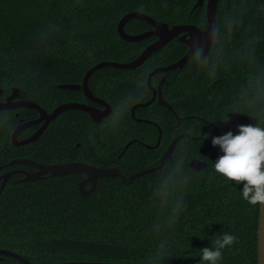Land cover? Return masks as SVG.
<instances>
[{
  "label": "trees",
  "instance_id": "obj_1",
  "mask_svg": "<svg viewBox=\"0 0 264 264\" xmlns=\"http://www.w3.org/2000/svg\"><path fill=\"white\" fill-rule=\"evenodd\" d=\"M197 1L0 0V88L7 95L17 87L23 98L36 101L48 111L66 101L89 102L83 89L59 85L81 83L86 71L101 61H131L156 39L152 35L140 41L125 40L118 31L125 14L142 11L170 25L191 23L205 28L206 3L195 7ZM230 12L243 15L244 22L226 38L215 77L191 58L182 69L169 72L170 82L164 84L163 95L183 118L180 123L173 111L156 99L136 107L133 115L135 103L118 123H107L116 101L134 86L136 77H142L145 83L137 103L152 98L149 73L186 53V42L178 38L135 68L103 67L92 74L90 89L112 106L111 113L100 120L82 109L65 110L38 139L16 146L11 138L19 121H13L15 110L0 108V164L15 157L44 163L81 160L116 166L122 174L130 175L159 164L171 141L188 133L190 136L178 141L166 162L171 165L182 158L190 177L179 219L171 226L156 227L164 215L152 195L161 168L131 181L121 176L101 177L89 194H82L79 188L84 172L26 181L17 180L20 174L15 173L0 192V247L18 252L36 264H198L199 248L210 246V239L214 240L221 231H230L238 239L223 250L221 264L259 263L260 206L249 205L239 189L215 172L213 161L222 152L219 146H213L212 138H197L210 135L214 126V136L226 133L231 118H239L241 124L257 122L253 117L256 113L247 110L229 112L227 121L217 120L227 118L235 93L250 70L243 58L250 36L259 37L258 55L264 62V0H218V25ZM151 28V24L137 18L125 25L131 34ZM213 58L209 51L207 59ZM161 75L156 73L152 82ZM16 111L26 119L39 113L25 106ZM195 157L207 161V166L195 170L189 164ZM162 241L165 249L158 252ZM0 264L24 263L0 254Z\"/></svg>",
  "mask_w": 264,
  "mask_h": 264
},
{
  "label": "clouds",
  "instance_id": "obj_2",
  "mask_svg": "<svg viewBox=\"0 0 264 264\" xmlns=\"http://www.w3.org/2000/svg\"><path fill=\"white\" fill-rule=\"evenodd\" d=\"M243 22V15L230 12L223 16L221 24L215 30L209 23L207 49L203 44L190 45L189 58L207 68L209 76L215 77L226 38H230ZM258 42L259 37L254 35L247 39L243 58L249 64L250 70L235 93L234 103L226 112L227 118L217 119L227 121L229 112L247 110L256 113L253 117L257 122L240 124L235 134L227 131L222 135L213 136L211 142L213 146H219L222 152V155L213 161L215 172L239 189L241 198L249 205L264 206V62L259 59ZM209 51L214 54L211 61L207 59ZM144 91L143 78L136 77L134 86L116 101L107 123H118L129 107L141 99ZM189 179L182 158L176 159L171 165L162 164L152 194L164 212L161 221L156 224L158 229L171 226L179 219L184 207V189ZM241 182L242 187L238 188ZM207 226L210 227L211 224ZM237 239L232 232L221 231L214 240L210 239V246L199 248L198 264H221L223 250L230 248ZM164 249L165 243L162 241L158 245V252Z\"/></svg>",
  "mask_w": 264,
  "mask_h": 264
},
{
  "label": "water",
  "instance_id": "obj_3",
  "mask_svg": "<svg viewBox=\"0 0 264 264\" xmlns=\"http://www.w3.org/2000/svg\"><path fill=\"white\" fill-rule=\"evenodd\" d=\"M204 2L205 0H198L195 4V7L202 6ZM217 5H218V0H207L206 2L207 21H208V24L211 23L213 30H215L218 26ZM134 18L141 19V20L148 22L149 24L152 25V28L146 31H143L141 33H137V34L128 33L125 29V25L129 20L134 19ZM118 31L120 35L125 40H128V41H140L152 35H156L158 36V38L154 40L153 42H151L148 46H146L142 50V52L135 59L131 61H127V62L112 61V60L101 61L93 65L86 71L81 83H64V84L59 85L60 88L83 89L88 99H90L93 102L102 104L104 108H98L86 102L66 101L56 106L52 111H48L36 101L32 99L22 98L20 89L16 87L13 89L11 95L8 96L5 101H0V108L10 109V108H15V107L25 106V107L36 108L40 113V116L37 119L28 121L27 123L22 125V127L17 128L13 132L12 138L16 144H26V143H29V142H32L38 139L40 135L45 131L49 123L53 121L59 114H61L65 110L82 109L85 112H88L91 115V117L95 120H100L108 116L112 111L111 104L107 102L105 99L96 96L92 92L89 86V81H90L92 74L100 68H103V67H114L115 69L135 68L141 65L153 52L162 48L165 44H167L171 39H173L177 35H181V40L189 44V46L203 44L205 46V49H207L208 25L205 29L200 28L199 26L195 24H191V23H178V24L170 25L169 23L158 20L154 18L153 16L145 12H142V11H132V12L125 14L118 23ZM187 32H189V35H190L189 39L185 37ZM188 52L176 62L165 65V66H159V67H156L154 70H152L148 77L149 85L151 86L152 77L156 73L158 72L168 73L171 69L183 67L184 64L188 61V59H190ZM3 92L4 90L0 88V95L3 94ZM154 93L155 95H153V97L149 99L148 101L135 104L132 109V114L135 115L136 107L151 103L155 99L156 90ZM158 102L160 104L166 105L171 111H173V113L176 115L178 123L182 121L183 118L176 114L174 108L167 102V100H165L161 91L159 94ZM138 120L142 121V119L140 118ZM41 121H43L42 125L33 134H31L29 137L25 138L24 140L20 141L18 139V133L21 128L23 129L26 126L34 125ZM240 124H241V120L239 118H231L228 121V126L226 127V131L235 132L238 129V126ZM215 134H216V128L214 126L213 131L210 135L201 136L197 138H201L203 141H207L210 138H212ZM185 135H189V134L188 133L179 134L177 137H175L172 140L166 152L162 155L159 164L153 167H147V168L141 169L139 171L131 173L130 175L122 174L117 167L98 166V165L87 163L81 160L67 161V162H62V163H44V162H40V161L31 159V158H15L10 161V164H15V163L30 164L38 168L37 171H33V172L26 171V175L22 179L23 181L39 179L41 178L43 174H50L54 176V175L72 173V172H84L87 174V177L81 180L79 188L82 194H89L96 188L98 179L100 177L121 176L124 181H127V180L131 181L135 178L140 177L141 175L147 172L154 171L156 169L161 168L162 164H165L169 160V158L172 156L174 148L176 144L178 143V141ZM161 137H162V130L160 129L159 141L161 140ZM189 164L195 170H201L207 166V161H204L202 159L195 157L189 162ZM10 174L11 173H7L3 176L4 178H3L2 186L0 188V192L5 186V183L8 177L10 176ZM88 182H91V186L89 188L86 187V184ZM0 254L13 256L19 259L24 264H36V263H33L28 258H26L25 256L19 254L18 252L10 250V249L0 247ZM258 259H259L258 264H264V206H260V213H259ZM57 264H125V263L107 262V261H64V262H60ZM131 264H154V263L138 262V263H131Z\"/></svg>",
  "mask_w": 264,
  "mask_h": 264
},
{
  "label": "flooded vegetation",
  "instance_id": "obj_4",
  "mask_svg": "<svg viewBox=\"0 0 264 264\" xmlns=\"http://www.w3.org/2000/svg\"><path fill=\"white\" fill-rule=\"evenodd\" d=\"M207 2V0H205V2L204 3H206ZM208 25V24H207ZM207 27V26H206ZM205 27V28H206ZM201 28V27H200ZM205 28H203V29H205ZM156 36V35H155ZM185 37L187 38V39H189L190 38V35H189V32H187L186 33V35H185ZM158 38V36H156V39ZM176 38H178L179 40H181V35H177V36H175L173 39H171L170 41H172V40H174V39H176ZM155 39V40H156ZM154 41V40H153ZM152 41V42H153ZM169 41V42H170ZM187 44V43H186ZM148 46V45H147ZM187 50H186V53L188 52V50H189V44H187ZM185 53V54H186ZM184 56V55H183ZM182 58V57H181ZM181 58H179V59H181ZM179 59H177V60H179ZM177 60H175L174 62H176ZM189 60V59H188ZM174 62H171V63H174ZM171 63H169V64H171ZM187 63V62H186ZM185 63V64H186ZM166 65H168V64H166ZM161 66H163V65H161ZM165 66V65H164ZM157 67H159V66H157ZM184 67V66H183ZM183 67H181V68H176V69H171L170 71H172V70H176V72L178 71V70H180V69H182ZM156 68V67H155ZM154 68V69H155ZM153 69V70H154ZM169 71V72H170ZM169 72L168 73H166L165 74V72H161L162 73V75L160 76V77H158L157 78V80L155 81V83H153L152 82V80H151V86L149 85V83H148V86H149V88L152 90V97H153V95H155V90H156V96H155V99L157 100V101H159V94H160V91L162 92V94H163V86H164V84L165 83H168V82H170V80H168V77H169ZM151 73V72H150ZM149 73V74H150ZM153 78V77H152ZM4 93V92H3ZM2 95H4V94H2ZM11 95V93L10 94H7V95H4V99H0V101H5L6 99H7V97L8 96H10ZM22 95V94H21ZM1 96V95H0ZM97 96V95H96ZM99 97V96H98ZM163 97H164V95H163ZM22 98H23V95H22ZM165 98V97H164ZM88 99V98H87ZM154 99V100H155ZM89 100V102L88 101H84V102H86V103H88V104H92V105H94V106H96V107H98V108H104V106L102 105V104H100V103H96V102H93V101H91L90 99H88ZM80 102V101H79ZM140 103V102H139ZM137 104V103H136ZM22 107V106H21ZM18 108H20V107H15V108H10V109H12V110H15L14 111V118H13V121L14 122H16L17 120H19L18 122H16L15 123V125H14V129H13V132L17 129V128H19V127H22V125H24L25 123H27L28 121H30V120H34V119H37L39 116H40V113H38V115L36 116V117H34V118H24V117H21L20 116V113H19V111H16V109H18ZM42 123H43V121H41V122H38L37 124H34V125H30V126H26L25 128H21L20 129V131H19V133H18V139L21 141V140H24L25 138H27V137H29L31 134H33L41 125H42ZM33 126H36L35 127V129L31 132V133H27V135H25V136H23V133H25L30 127H33ZM13 132H12V134H13ZM41 136V135H40ZM178 136V135H177ZM176 136V137H177ZM11 138H12V135H11ZM12 141H13V138H12ZM172 142V141H171ZM30 143V142H29ZM13 144L14 145H16V146H22V145H27L28 143H26V144H16L14 141H13ZM129 144V143H128ZM127 144V145H128ZM170 145V144H169ZM168 145V146H169ZM151 146H153V145H151ZM127 147V146H126ZM168 148V147H167ZM15 158H29V157H15ZM15 158H12V159H15ZM12 159H10L9 161H7V162H4V163H1L0 164V188H1V186H2V182H3V176L5 175V174H7V173H11L10 174V176L8 177V179H7V181L11 178V177H13L14 175H15V173H19L20 175H19V177H17V180H22L24 177H25V175H26V171H29V172H33V171H37V167L36 166H33V165H30V164H23V163H15V164H10V161L12 160ZM19 165V166H18ZM24 165H26V166H24ZM28 166V167H27ZM105 167H116V166H105ZM86 174V173H85ZM46 175H50V174H43L41 177H43V176H46ZM87 177V174L85 175V177H83V179H85ZM101 178V177H100ZM99 178V179H100ZM83 179H81V180H83ZM98 179V180H99ZM6 181V182H7ZM6 184V183H5ZM98 184V183H97ZM91 186V182H88L87 184H86V187L87 188H89Z\"/></svg>",
  "mask_w": 264,
  "mask_h": 264
},
{
  "label": "bare ground",
  "instance_id": "obj_5",
  "mask_svg": "<svg viewBox=\"0 0 264 264\" xmlns=\"http://www.w3.org/2000/svg\"><path fill=\"white\" fill-rule=\"evenodd\" d=\"M185 65V64H184ZM166 100V99H165ZM129 146V145H128ZM127 148V147H126Z\"/></svg>",
  "mask_w": 264,
  "mask_h": 264
},
{
  "label": "rangeland",
  "instance_id": "obj_6",
  "mask_svg": "<svg viewBox=\"0 0 264 264\" xmlns=\"http://www.w3.org/2000/svg\"><path fill=\"white\" fill-rule=\"evenodd\" d=\"M2 95V94H1Z\"/></svg>",
  "mask_w": 264,
  "mask_h": 264
}]
</instances>
